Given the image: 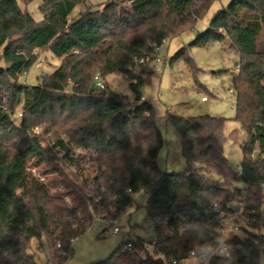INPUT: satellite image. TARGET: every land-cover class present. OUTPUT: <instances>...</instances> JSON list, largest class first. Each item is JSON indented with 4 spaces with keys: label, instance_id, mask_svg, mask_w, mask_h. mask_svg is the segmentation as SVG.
<instances>
[{
    "label": "trees",
    "instance_id": "obj_1",
    "mask_svg": "<svg viewBox=\"0 0 264 264\" xmlns=\"http://www.w3.org/2000/svg\"><path fill=\"white\" fill-rule=\"evenodd\" d=\"M21 1L29 0H0V264H47L30 251L32 239L43 242L44 237L54 246L61 244L57 264H64L73 254V240L92 224L100 204L108 218H119L139 190L149 193L147 220L156 233L152 251L138 237L130 239L129 249H124L129 240L124 241L114 260L92 264H172L192 250L205 252L214 264H261L264 0H231L190 43H219L239 56L238 71L222 69L216 74L229 73L235 91V119L245 132L240 173L245 191L232 186L237 175L224 152L222 116L169 115L181 135L187 169L160 168L164 134L143 95L142 74L150 62L136 61L194 26L216 0H109L103 8L86 6L87 0H41L42 21L22 8ZM77 5L85 9L71 18ZM43 50H50L60 65L36 85L22 82ZM173 58H184L195 75L200 70L186 47ZM97 72L102 78L126 74L136 101L127 102L106 83L96 90ZM36 126L63 144L65 158L70 159L67 144L92 152L96 178L102 179L97 185L99 203L50 155L32 132ZM43 163L50 166L44 174L57 173L50 183L62 190L52 192L34 176L31 168ZM243 196L246 212L256 221L243 226L242 234L226 238L224 254L212 255L221 212Z\"/></svg>",
    "mask_w": 264,
    "mask_h": 264
},
{
    "label": "rangeland",
    "instance_id": "obj_2",
    "mask_svg": "<svg viewBox=\"0 0 264 264\" xmlns=\"http://www.w3.org/2000/svg\"><path fill=\"white\" fill-rule=\"evenodd\" d=\"M108 1L87 0L86 6L103 8V4ZM230 1L216 0L194 26L186 27L180 34L161 45L159 49L161 62L152 61L144 66L143 95L144 101L152 104L158 127L164 134V145L158 156L159 166L163 171L184 172L187 169L182 138L177 128L168 119L169 115L222 116L226 118L224 152L231 169L237 175L232 186L245 191L246 185L240 179L241 162L244 159L242 143L245 139V132L241 128L240 122L235 119L236 110L233 101L236 100V96L230 91V74H216L222 69L235 71V66L239 63V56L235 52L224 51L219 43H214L209 47L190 45L196 35L207 29L213 17ZM40 3L41 0L20 2L22 8L28 10L37 21L44 19L39 7ZM84 9L85 5H77L70 17H77ZM183 47L188 49L189 55L200 69L196 75L184 58H173ZM39 61L21 77L22 82L36 85L44 77L52 74L60 65V59L54 56L50 50L41 51ZM103 80L114 93L124 96L127 102L134 103L136 101V94L131 86L132 81L126 74L110 73ZM96 90L100 89L96 87ZM203 96H208L209 100L204 102ZM47 168H50L47 163L40 165L42 173ZM45 175L49 181L57 177V173L51 171ZM51 184L54 185L55 190L63 189V186L58 187L54 183ZM148 199L149 193L145 190L132 193V205L118 218V225L122 228L120 233H113L112 230L101 233V222L93 221L85 232L73 240V254L64 264H92L110 257H113L114 260L115 256L119 255L120 251H117L124 241L138 237L145 239L148 250L151 252L156 233L151 229L152 225L147 220ZM260 232L264 234V218ZM237 233L242 234L243 232ZM42 241L32 239L30 251L40 263L57 264L58 245L54 246L45 237ZM139 252L142 255L145 254L144 250H139ZM189 264H198V262L193 258ZM261 264H264V257L261 259Z\"/></svg>",
    "mask_w": 264,
    "mask_h": 264
},
{
    "label": "built area",
    "instance_id": "obj_3",
    "mask_svg": "<svg viewBox=\"0 0 264 264\" xmlns=\"http://www.w3.org/2000/svg\"><path fill=\"white\" fill-rule=\"evenodd\" d=\"M166 41L164 40L163 43ZM161 46H157L155 50L146 56H143L139 59H136L138 63H146L156 61L157 63L161 62L159 49ZM240 69V64L238 63L235 66V70ZM94 84L98 88L105 87V81L103 80L101 74L97 72L94 75ZM230 91L232 94H235L234 89L231 87ZM202 100L208 101V96H203ZM233 104L236 108L237 101H233ZM37 137L40 138L43 146L48 147L49 153L55 158L56 161L62 162L65 165L66 171L71 174L75 181L78 183L85 184V188L89 195L93 196L94 201H100V191L97 188L98 182H101L102 179H97V171L95 170L96 162L94 161L93 154L90 150L85 149L82 146L75 144H67V139L63 136L62 141L65 142L69 147L70 159L65 158L64 146L62 143L53 136L52 133H45L42 126H36L32 131ZM257 150H255L251 157H256ZM34 176L38 179L39 182L46 185L52 192H55L53 185L47 179L46 175L40 171V166H34L31 168ZM104 190V188H102ZM101 190V191H102ZM131 191V189H129ZM64 199L69 201L70 198L65 196ZM247 200L245 196L237 198L235 202L229 204L224 211L221 212V226L218 229L217 233V244L212 251V255L224 254L226 250L225 240L229 236L236 234L237 232L242 231L243 226H248L251 222L256 221V217H252L249 213L246 212ZM108 210L106 207L100 204L98 212L95 214L93 221L97 220L101 222L100 231L101 233H107L112 230L113 233H120L122 228L118 225V218H108ZM93 223V222H92ZM151 229L154 231V226H151ZM170 231L169 229H167ZM155 242V241H154ZM58 247L61 246L60 243L57 244ZM133 247V242L131 240L127 241L124 246V249H129ZM196 259L198 264H214L211 257H209L205 252H199L197 250L190 251L187 256L183 257L180 260L174 259L172 264H189L192 259Z\"/></svg>",
    "mask_w": 264,
    "mask_h": 264
},
{
    "label": "crops",
    "instance_id": "obj_4",
    "mask_svg": "<svg viewBox=\"0 0 264 264\" xmlns=\"http://www.w3.org/2000/svg\"><path fill=\"white\" fill-rule=\"evenodd\" d=\"M159 163V162H158Z\"/></svg>",
    "mask_w": 264,
    "mask_h": 264
}]
</instances>
